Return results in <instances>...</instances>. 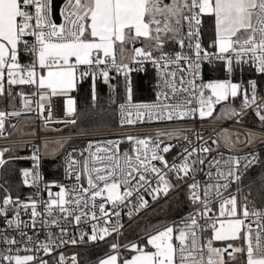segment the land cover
<instances>
[{"label": "snow or ice", "instance_id": "1", "mask_svg": "<svg viewBox=\"0 0 264 264\" xmlns=\"http://www.w3.org/2000/svg\"><path fill=\"white\" fill-rule=\"evenodd\" d=\"M51 3L52 0H0V97L13 96L5 84L9 88L14 85L35 86L37 92L33 95L39 97L36 110L45 121L51 120V111L50 104L46 108L44 101H50L52 96H67L76 87L78 76L91 75L93 81L99 76L107 84L111 69L125 78L127 102L121 105L124 110L122 125L184 119L197 112L203 119L212 116L216 104L238 95L243 97L245 107L256 102L255 81H250L251 95L231 79L204 83L201 66L205 62H221L230 76L234 65L251 63L257 72L264 74V0H68V7L62 13L65 23L59 25L49 19ZM29 6L34 7V15ZM204 16L214 18V38L207 48L200 40ZM26 37L34 38V42L30 43ZM138 41L141 46L131 48V62L151 63L160 81L156 100L152 103H133L128 75L132 69L123 63L128 45H135ZM169 43L178 45L180 51L167 50L165 45ZM21 51L32 57L30 63H20ZM81 66L85 67L82 69ZM110 87L114 88V85ZM17 95L23 102V111H33L32 101L22 92ZM132 109H135L134 113ZM46 110L48 115L44 116ZM74 112V100L68 97L65 114L71 116ZM262 113L264 108L256 111L264 122ZM21 114L15 110L0 111V135L5 129V118ZM164 135L171 136L172 133H157V137ZM127 140L132 144L130 152L122 153L117 141L95 145L90 142L80 154L82 159L70 160L67 175L75 183L70 188L57 185L59 191L55 194L48 192L46 215L52 219L37 220L41 212L37 210L35 200L31 204H21L10 196L2 200L0 216L6 214L8 205L16 204L25 212L30 207V222L21 220L17 211L14 219L6 221L9 227L34 229L39 223L45 227H59L62 235L66 234V229L61 227L60 219L66 223L74 220L79 225L88 220L98 221L103 216L107 217L103 223L108 225L112 223L113 213L106 211L105 203L96 204L98 197L111 203L115 210L132 197L134 191L138 192L145 185L151 187L148 174L158 177V186L152 191L157 195L161 191L167 194L170 187L167 173H163L153 161L185 176L195 171L193 165L205 164V158L199 157L189 164L188 157L197 151L193 149L184 158V163L170 166L161 153L169 152L171 146L161 148L162 140L133 136H128ZM5 151L7 149L0 151V166L6 162L3 158ZM200 151L208 153L212 149L202 147ZM31 159L34 161L33 170L23 172L26 184L29 176L39 178L36 169L40 157L34 154ZM213 166L217 167L215 183L208 181L201 186L194 181L189 185V198L198 205L192 213L178 224L157 227L148 234L144 246L126 245L130 257L121 258L120 246L112 244L116 254L107 255L98 264H230V261L237 260V254L243 255L244 264H264V208L250 209L247 196L244 202H240L237 195L228 191L231 184L241 178L238 174L240 161L229 158L221 170V161L213 159L209 161V168ZM208 175L211 177V171ZM82 177L86 178L87 187L81 182ZM138 199V209L147 207L148 202L143 196ZM214 203L219 205L218 213L212 207ZM54 210L64 215L57 219ZM114 214L119 216L120 212ZM115 231V224L99 229L93 224L89 239L103 240ZM20 235L27 241L25 253L32 252L33 249L28 247L32 237L22 230ZM53 235L50 233L48 237L52 243ZM84 235L87 233H82L81 241ZM217 241H242V245L226 243L220 247L215 246ZM0 242L7 245L20 243L7 235H0ZM61 242L68 241L61 239ZM39 249L45 254L52 252L48 243H38L36 250ZM16 252V255L0 253V256L9 264H34L38 259L32 254L20 255L19 248ZM72 261L76 264L75 256ZM39 264L48 262L40 260ZM59 264H64L63 256L59 257Z\"/></svg>", "mask_w": 264, "mask_h": 264}, {"label": "built area", "instance_id": "2", "mask_svg": "<svg viewBox=\"0 0 264 264\" xmlns=\"http://www.w3.org/2000/svg\"><path fill=\"white\" fill-rule=\"evenodd\" d=\"M53 2V0H52ZM51 13L49 15V19L56 23L57 25L65 23V16L62 13L65 12L68 7V0H62L61 6L59 8L58 17H60V21L56 20L53 16V3H51ZM29 10L35 14V9L32 6H29ZM202 17V22H204V18ZM203 36V26L201 24V35L200 40L202 46L204 47V43L202 40ZM26 39L32 43L34 42V38L26 37ZM170 50V49H169ZM175 51H180L178 45L175 46ZM32 57L25 52V56H19V61L21 64L26 65L30 63ZM123 63H127L130 65L132 71L129 72V79L131 81L132 93L135 91L134 78L137 76H144L148 74L149 71L153 74V91L152 96L149 101L145 100H135L133 103H152L156 100V94L158 91V85L160 81L157 77L156 70L153 68L151 63L145 62L143 64L132 63L131 59L123 58ZM252 65L251 63H243L241 65ZM239 65V64H237ZM254 66V65H252ZM85 66H81L83 69ZM218 67H222L221 62H214L209 64L205 62L201 66V77L202 82H212L218 81L213 78L207 79L208 75L211 72H215ZM224 69V68H223ZM227 73V72H226ZM233 73V72H232ZM227 76L231 78L232 76ZM84 78H88L93 81L91 75L84 76ZM125 80L124 76L118 74L115 69H111L109 72V81L116 82L118 79ZM221 81V80H219ZM94 82L104 83L103 79L99 76L96 77ZM199 82V81H198ZM21 88H24L23 94L32 101L31 107L33 111L24 112L23 111V102L18 99V106L9 110H0L5 112L11 111H21L20 116H7L5 118V129L3 135H0V151H5L4 160L6 161L2 166H0V183L2 180L1 169L9 162L11 159H21V161L29 160L32 162V166L28 171L33 170L34 161L31 157L34 154L39 155V167L36 169V173H38L39 178L34 179L33 176L28 177V183H24L25 187L30 189L28 195L21 198H12L14 201H19L21 204L28 203L31 204L33 200L37 203V210L41 212V216L37 217V220H50L52 217H48L46 215V201L49 200L48 192L56 193L59 191L57 185H63L66 188H70L75 181L71 179L67 175L68 163L71 159H82L81 152L87 148L88 144L91 142L94 145L104 142V141H117L119 142L120 151L130 152L132 148V144L128 142L127 137L133 136L137 138H145L151 137L153 141L157 139L162 140L163 143L160 147H164L165 145H170L171 150L167 153H161L165 157V159L169 162V165L172 164H182L184 163V158L188 156V152H191L193 149L197 151L191 156L188 157L189 164H192V161L197 160V158H205V164H195L193 167L195 171H191L187 176L183 173H179V175L175 171H169L168 168H164L159 161H153V163L162 169L163 173H167L166 179L170 181L171 178H180L187 177V191L188 199L190 202V212L185 216L187 217L190 213L194 211L198 205L192 203L189 198L190 190L189 185L194 181L199 183L201 186L204 185L205 182L211 181L212 183L216 182V172L217 167L213 166L209 168V161L213 159L221 161V170H223L224 162L229 158L238 159L240 161V168L238 174L240 177L243 175H247L251 169H253L259 161H261V156L259 153L260 147L264 145V122H262L259 117L256 115V111L259 108H264V95L261 98L257 97L256 94V102L251 104L250 107L243 106V103L240 107H235L230 105L227 101L221 102L220 104H216L214 106V111L212 116L205 117L201 119L199 117L198 112L190 117H186L184 119H173L171 121H145V122H137L135 124H121L120 121L123 118L122 112L124 111L121 108L122 104H125L127 101L121 102L117 113V123L108 129H94V131L84 130L80 132H76L70 130L69 127L73 125L71 121H78V111H79V102L77 100L78 93L77 87L71 90L67 96H52L50 97V101H44L43 103L47 106L50 104L51 111V120L45 121L39 114L37 109V102H39L38 95H33V93L37 92L35 86L30 85H17ZM5 88H8V85L5 84ZM7 90V89H6ZM42 91V90H41ZM252 89L250 87L249 94L252 93ZM255 91V90H254ZM68 97H71L74 100L75 112L68 116L65 114L66 109V100ZM195 107L196 105H192ZM229 110L230 116L226 117L225 112ZM133 113L135 109H132ZM264 114V113H262ZM48 115V111L44 112V116ZM225 131H229V133L236 134L239 136V139L234 142H230L221 136ZM158 132L164 133H172L171 136L164 135L157 137ZM216 141V143H213ZM54 145L57 147V150L48 153L44 152L43 145ZM18 147L23 149L24 147L30 148L29 154H24V156L20 157H11L8 159L6 155L10 153L12 148ZM202 147H210L212 151L208 153H204L200 151ZM187 149V151H185ZM85 156L87 153H84ZM59 160L58 171L59 174H51L50 178L47 175V161ZM245 164L248 165L245 168ZM211 171L212 175L209 177L208 173ZM49 173V172H48ZM53 173V172H52ZM148 179L151 181V187L145 185L144 188H141L138 192L134 191L133 196L128 198L123 204L119 205L118 208L113 210V206L111 203L104 201L102 198L98 197L96 199V204L105 203L106 211L112 212L111 222L108 225H105L103 222L107 217L100 216V219L97 220H88L87 222H81L79 225L75 223L73 220L71 223H66L64 220L60 219L61 227L66 229V234L62 235L59 227H45L41 226L39 223L36 228H27L23 227L21 229H17L14 225L9 227L6 222L9 219H14L17 211L20 212V219L23 221L30 222L31 217L28 213L31 212V208L24 211V209L19 208L16 204L8 205L7 212L5 215L0 216V235H7L9 238H15L17 241H20L17 245H7L3 242H0V253L4 255H16V249H20V255L24 254H32L38 259L34 261V264H39L40 260L47 261L48 264H59V257H64V264H73L72 257H76V264H80V261L76 255H66V252L70 250L72 246L78 243V240H81L82 233H87V235L83 236L84 238H88L92 233V225L97 224L98 229L100 227H112L113 224L117 226V231L112 232L111 235H106L105 238L113 239L112 244L119 245V253L125 249V246L121 242V236L123 235V228L126 219L135 218L137 216V212L139 211L138 205L140 203L139 197L143 196V199L148 202L149 198H152L153 188L158 186V177L154 174H148ZM241 180V178H240ZM239 181H235L231 184L229 188V192L237 195L236 189L238 188ZM84 187H87L86 178L82 177L81 181ZM223 182V181H221ZM135 183V181H133ZM169 185L172 188V181L169 182ZM160 187H163L160 185ZM147 189V190H145ZM124 188L122 186L121 191ZM227 195V193H225ZM244 202V201H243ZM249 203V202H248ZM3 207V206H0ZM215 212L218 213L219 205L218 203H214L212 205ZM248 207L255 208L248 204ZM138 209V210H137ZM115 211H119L120 215L116 216L114 214ZM131 212V218L129 217V213ZM140 212V211H139ZM64 214L59 213L58 210H54L55 218L59 219ZM212 215V213H210ZM254 219V218H253ZM174 224L173 222H171ZM123 225V227H119V225ZM255 227V225H253ZM27 233L32 237V243L28 245V247L32 248L33 251L30 253H25V244L27 241L21 237L20 231ZM54 234L52 239L54 243L50 242L48 237L49 234ZM61 239L64 241H68L67 243H62ZM75 239L76 243H71V240ZM97 239L95 241H98ZM38 243H48L49 247L52 248V252L50 254H45L42 249L36 250V246ZM242 245V241H240V245ZM11 248V251H7ZM116 252L110 247V253ZM242 255V254H241ZM243 256V255H242ZM0 264H9L8 261L3 260L2 256H0Z\"/></svg>", "mask_w": 264, "mask_h": 264}, {"label": "trees", "instance_id": "3", "mask_svg": "<svg viewBox=\"0 0 264 264\" xmlns=\"http://www.w3.org/2000/svg\"><path fill=\"white\" fill-rule=\"evenodd\" d=\"M212 19L209 16L204 18L202 22L203 26V36L205 32L211 29ZM170 45V46H169ZM165 47L167 50H172L174 48V43H169ZM22 47V46H21ZM129 50L131 48L128 47ZM20 56H25V52L20 53ZM240 75V80L242 83L248 87V93L250 91V81L256 82L255 94L258 98L264 95V74L256 71L255 66L252 65H235ZM226 73L224 69L216 70L211 72L207 79L223 77ZM153 74L151 71L148 72L146 77L137 76L134 78L135 91L132 93L133 101L135 100H145L149 101L152 96L153 91ZM93 84H95V99H93ZM77 86L79 102L78 111V121L69 127L70 130L80 132L84 130H94L100 126H107V124L112 123L113 127L117 123V113L121 102L126 101V94L122 95L120 99L116 98V93L109 89L110 86L107 84H101V82H94L88 78L79 77ZM13 93L12 97H0V110H9L18 106V99L20 96L17 93H23L24 88L17 85L6 88ZM114 111V113H113ZM12 151L18 150L19 155L11 157H22L24 154L30 153V148L24 147L20 149L18 147L12 148ZM10 150V152H11ZM259 153L261 156V161L249 171L247 175L241 177L240 183L243 186L241 189L244 197H248V204L255 208H264V145L260 147ZM8 159H11L10 153L6 155ZM47 175L50 178L51 174H59L58 166L59 160L47 161ZM32 166V162L29 160L21 161V159H11L4 167L1 169L2 180L0 183V206L2 205V200L5 197L11 198H21L23 199L28 195L30 189L24 186L25 177L23 172L29 170ZM53 172V173H52ZM181 180H186L187 177L182 178H171L172 190L167 194L158 195L155 194L152 198L148 200V206L141 209L140 213L131 219H126L123 228V235L121 236L122 244L126 245L130 241H136L140 239L141 235H146L153 232L157 227L166 225L167 222L172 220H181L184 218L191 210L190 202L182 196L179 199H172L173 196L180 193L184 186L176 189V184H179ZM175 194V195H174ZM154 196L156 198H154ZM149 232V233H147ZM74 246L66 252V255H76L80 261V264L87 263H97L99 259L106 255H110V247L113 243V239L104 238L103 240L92 241L88 238H84L82 241L78 240ZM240 245V241H239ZM238 245V246H239ZM222 247V246H220ZM230 264H244V258L241 254L237 255V260Z\"/></svg>", "mask_w": 264, "mask_h": 264}, {"label": "rangeland", "instance_id": "4", "mask_svg": "<svg viewBox=\"0 0 264 264\" xmlns=\"http://www.w3.org/2000/svg\"><path fill=\"white\" fill-rule=\"evenodd\" d=\"M131 56H132V52H130L129 51V49L124 53V58H131ZM237 68L235 67V65H234V70H233V73H232V76H231V78L229 77V76H227V74H225L223 77H218V78H215V80H226V79H231V81L233 82V83H237V84H239V85H241V90L243 91V90H245V89H247L248 90V87L246 86V85H244V83H242V80H240V75H239V71L238 70H236ZM78 79H79V76H78ZM78 79H77V82L76 83H78ZM107 85H114V88L113 87H110L109 89H111V90H113L115 93H116V98L115 99H120V97L122 96V95H125L126 94V92H125V86H124V80L123 79H118L116 82H110L109 81V83H107ZM249 95H251V94H249ZM222 102H224V101H222ZM228 102V101H227ZM230 105H232V106H235V107H240V105L243 103V97L242 96H240V95H238L237 97H235V98H230V101L228 102ZM113 113H114V111H113ZM115 114V113H114ZM225 116L226 117H229L230 116V111L229 110H227L226 112H225ZM113 124L112 123H110V124H107V126H100L99 128H96V129H101V128H104V129H108V128H111V126H112ZM90 130V129H89ZM90 131H94V130H90ZM221 136L222 137H224L226 140H228V141H230V142H234V141H237L238 139H239V136H237L236 134H233V133H229V131H225L223 134H221ZM43 149H44V152H48V153H52V152H54V151H56L57 150V147L56 146H54V145H48V144H44L43 145ZM11 154L13 155V156H15V155H19V152H18V150H15V151H12L11 150V152H10V157H11ZM168 182H170V181H168ZM242 183H240L239 184V186H238V188L236 189V193H237V197H238V200L240 201V202H243L244 201V195L242 194V192H241V189H242V185H241ZM180 186H184V188L180 191V193L179 194H177V195H175V196H173L172 197V199H179L180 198V196H182L183 195V197H185L188 201H189V199H188V194H186V191H187V184H186V180H181V182H179V184H176V189H178V188H180ZM168 191H170V187L168 188V190H167V192ZM161 194H163V192L161 191L160 192ZM153 194H154V192H153ZM156 194V193H155ZM164 195V194H163ZM147 206H148V204H147ZM141 209H143V208H139V211H141ZM137 212V215L140 213V212ZM181 221V220H180ZM179 220H176V219H174V220H172L171 222H173V223H179L180 222ZM168 223V222H167ZM147 233H149V232H147ZM148 234H146V235H141L140 236V238H145L146 236H147ZM138 240H140V239H138ZM137 241V240H136ZM124 245V244H123ZM238 255V254H237Z\"/></svg>", "mask_w": 264, "mask_h": 264}, {"label": "crops", "instance_id": "5", "mask_svg": "<svg viewBox=\"0 0 264 264\" xmlns=\"http://www.w3.org/2000/svg\"><path fill=\"white\" fill-rule=\"evenodd\" d=\"M211 19H212V27H211V29L208 31H206L205 32V36H204V38L202 39L203 40V43H204V47L205 48H207L208 47V45H209V43L211 42V40L214 38V18L213 17H210ZM169 45V44H168ZM167 46V44L165 45V47ZM170 46V45H169ZM175 46H176V44H175ZM175 46H174V48H171L172 50L173 49H175ZM128 47L130 48V45H128ZM130 52H131V50H129ZM129 58V57H128ZM127 58V59H128ZM129 59H131V58H129ZM223 69L222 67H218L217 68V71L219 70V69ZM77 87V86H76ZM75 87V88H76ZM173 188H171V186H170V191H168L167 193H169V192H171V190H172ZM164 194V193H163ZM168 225H172V223L171 222H168L166 225H162L161 227H159V228H163V227H165V226H168ZM148 236V235H147ZM146 236V237H147ZM146 237L145 238H140V240H137V241H130L129 243H126V245H131V244H133V243H136V244H138V245H140V246H144V244H145V242H146ZM226 243H233V244H235L236 246H238L239 245V241H232V242H220V241H217V242H215V246H223L224 244H226ZM126 245H124V246H126ZM110 254H116V252H112V253H110ZM119 256L121 257V258H123V257H130L131 256V253L128 251V250H126V248L122 251V253H119ZM107 257V255L106 256H104V257H102V258H106ZM101 258V259H102ZM100 260V259H99ZM99 262V261H98ZM98 262L97 263H95V264H98ZM87 264H94V263H87Z\"/></svg>", "mask_w": 264, "mask_h": 264}, {"label": "water", "instance_id": "6", "mask_svg": "<svg viewBox=\"0 0 264 264\" xmlns=\"http://www.w3.org/2000/svg\"><path fill=\"white\" fill-rule=\"evenodd\" d=\"M61 1L62 0H53V10H54V13H53V16L56 18V20L60 21V17H58V14H59V8L61 6ZM133 46L135 47H140L141 46V42H137L135 45H130V48H132Z\"/></svg>", "mask_w": 264, "mask_h": 264}]
</instances>
